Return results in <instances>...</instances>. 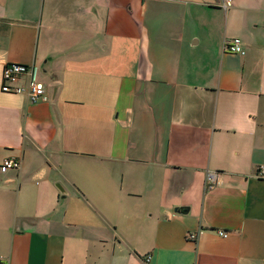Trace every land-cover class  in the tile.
Here are the masks:
<instances>
[{
	"label": "crops",
	"instance_id": "0c3cea01",
	"mask_svg": "<svg viewBox=\"0 0 264 264\" xmlns=\"http://www.w3.org/2000/svg\"><path fill=\"white\" fill-rule=\"evenodd\" d=\"M7 158L0 264H264V0H0Z\"/></svg>",
	"mask_w": 264,
	"mask_h": 264
},
{
	"label": "built area",
	"instance_id": "2783aa9c",
	"mask_svg": "<svg viewBox=\"0 0 264 264\" xmlns=\"http://www.w3.org/2000/svg\"><path fill=\"white\" fill-rule=\"evenodd\" d=\"M223 9H228L232 6L233 0H222ZM227 50L233 54L244 55L245 49L242 47L240 39H233L227 44ZM2 92L16 95H25L31 104L38 102H49L50 95L44 83L37 79V72L34 66H24L20 64H7L2 72ZM2 172H7L11 169H19L20 162L13 158H7L0 166ZM261 173L264 174V166L261 168ZM219 173L208 171L206 175V184L208 188L212 187L218 180ZM219 235L227 237V233L219 231ZM189 240H196L197 235L190 233L187 237ZM151 258L148 256L146 262ZM1 263V260H0Z\"/></svg>",
	"mask_w": 264,
	"mask_h": 264
},
{
	"label": "water",
	"instance_id": "95a60500",
	"mask_svg": "<svg viewBox=\"0 0 264 264\" xmlns=\"http://www.w3.org/2000/svg\"><path fill=\"white\" fill-rule=\"evenodd\" d=\"M51 101H52V98H51ZM62 190V189H61ZM177 211V210H176Z\"/></svg>",
	"mask_w": 264,
	"mask_h": 264
},
{
	"label": "bare ground",
	"instance_id": "6f19581e",
	"mask_svg": "<svg viewBox=\"0 0 264 264\" xmlns=\"http://www.w3.org/2000/svg\"><path fill=\"white\" fill-rule=\"evenodd\" d=\"M222 6H223V3H222Z\"/></svg>",
	"mask_w": 264,
	"mask_h": 264
}]
</instances>
